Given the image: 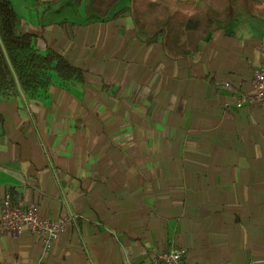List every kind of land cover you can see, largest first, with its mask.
<instances>
[{
    "label": "crops",
    "instance_id": "0c3cea01",
    "mask_svg": "<svg viewBox=\"0 0 264 264\" xmlns=\"http://www.w3.org/2000/svg\"><path fill=\"white\" fill-rule=\"evenodd\" d=\"M86 7L71 39L64 15L28 19L82 79L0 100V206L11 190L74 219L47 251L0 235V264H129L176 246L188 264H264V105L236 106L260 64L264 0H224L199 52L180 57L132 16Z\"/></svg>",
    "mask_w": 264,
    "mask_h": 264
},
{
    "label": "trees",
    "instance_id": "16d2710c",
    "mask_svg": "<svg viewBox=\"0 0 264 264\" xmlns=\"http://www.w3.org/2000/svg\"><path fill=\"white\" fill-rule=\"evenodd\" d=\"M82 1L75 3L79 6ZM86 1L87 13L96 15L100 21L132 16L135 29L146 35V41L161 38L172 57L199 52L223 15L217 14L216 9L224 3V0H131L130 7L115 11L120 0ZM55 24L62 27L68 38H73L76 24L72 20L63 18ZM82 74L83 69L51 47L43 33L30 31L28 22H23L11 0H0V100L18 95L37 97L53 83L54 75L66 83L82 79ZM134 86V90L141 88L143 92L141 85ZM147 113H151V105ZM3 122L0 113V125ZM8 192L14 204H22L21 197Z\"/></svg>",
    "mask_w": 264,
    "mask_h": 264
},
{
    "label": "built area",
    "instance_id": "2783aa9c",
    "mask_svg": "<svg viewBox=\"0 0 264 264\" xmlns=\"http://www.w3.org/2000/svg\"><path fill=\"white\" fill-rule=\"evenodd\" d=\"M260 64L253 73L251 89L240 94L236 106L241 107L245 102L252 105H264V28L259 42ZM74 216L62 215L57 218L46 216L41 207L33 202L16 205L12 196L7 192L0 206V235L11 234L16 238L35 237L40 240L47 251L54 241L69 228ZM186 250L182 247H171L154 257H146L129 264H188Z\"/></svg>",
    "mask_w": 264,
    "mask_h": 264
},
{
    "label": "rangeland",
    "instance_id": "374dc122",
    "mask_svg": "<svg viewBox=\"0 0 264 264\" xmlns=\"http://www.w3.org/2000/svg\"><path fill=\"white\" fill-rule=\"evenodd\" d=\"M42 1L43 0H11L15 11L22 18L23 22H30L29 20L36 22L38 17L42 16L41 10H46L47 12L45 14L46 21L53 19V17L56 18L58 15H64L66 18L72 17L74 20L79 18L77 14L81 9L79 6L75 5V0H61L58 7H52L50 9L42 5H37V2L42 3ZM128 2L129 0H120L116 8Z\"/></svg>",
    "mask_w": 264,
    "mask_h": 264
}]
</instances>
